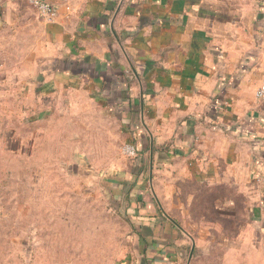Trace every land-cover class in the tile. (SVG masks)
Here are the masks:
<instances>
[{"label": "crops", "instance_id": "0c3cea01", "mask_svg": "<svg viewBox=\"0 0 264 264\" xmlns=\"http://www.w3.org/2000/svg\"><path fill=\"white\" fill-rule=\"evenodd\" d=\"M44 1L53 18L0 0V110L30 123L82 92L122 125L112 264H264V0Z\"/></svg>", "mask_w": 264, "mask_h": 264}, {"label": "rangeland", "instance_id": "374dc122", "mask_svg": "<svg viewBox=\"0 0 264 264\" xmlns=\"http://www.w3.org/2000/svg\"><path fill=\"white\" fill-rule=\"evenodd\" d=\"M83 95L72 94V107L30 123L12 105L0 110L8 116L0 120V264H112L130 243L119 192L101 185L118 178L115 165L134 166L122 151L124 128ZM159 179L154 192L168 198L170 210L172 188Z\"/></svg>", "mask_w": 264, "mask_h": 264}, {"label": "built area", "instance_id": "2783aa9c", "mask_svg": "<svg viewBox=\"0 0 264 264\" xmlns=\"http://www.w3.org/2000/svg\"><path fill=\"white\" fill-rule=\"evenodd\" d=\"M11 1H27L33 7L36 8V10L39 12L40 15L45 16L49 19L53 18L56 14L55 7L44 0H11ZM255 95L258 99H264V66H263V72H262V80L258 88L256 89ZM125 151L128 154H131V155L134 154V148L132 146H126Z\"/></svg>", "mask_w": 264, "mask_h": 264}]
</instances>
